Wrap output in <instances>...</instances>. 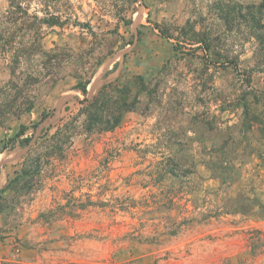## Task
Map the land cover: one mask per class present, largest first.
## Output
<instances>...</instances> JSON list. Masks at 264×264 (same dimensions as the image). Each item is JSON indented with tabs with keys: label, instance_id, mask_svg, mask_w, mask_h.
Here are the masks:
<instances>
[{
	"label": "rangeland",
	"instance_id": "374dc122",
	"mask_svg": "<svg viewBox=\"0 0 264 264\" xmlns=\"http://www.w3.org/2000/svg\"><path fill=\"white\" fill-rule=\"evenodd\" d=\"M19 1L65 21L41 44L74 61L30 111L0 122V264H264V0ZM7 9L0 0V17ZM9 61L0 53V85ZM87 77L95 91L72 89ZM110 81L138 91V108L111 129L77 122L63 156L42 155L74 97ZM55 107L29 144L41 181L28 193L16 172L29 146L7 141ZM70 197L96 204L39 217Z\"/></svg>",
	"mask_w": 264,
	"mask_h": 264
},
{
	"label": "trees",
	"instance_id": "16d2710c",
	"mask_svg": "<svg viewBox=\"0 0 264 264\" xmlns=\"http://www.w3.org/2000/svg\"><path fill=\"white\" fill-rule=\"evenodd\" d=\"M40 1L44 5L48 2L47 0ZM46 12L44 17H39L36 14L28 13L21 1L8 0L7 13L0 17V53L4 57L7 53L10 54V77L4 84L0 85V122L2 123L11 116L19 117L22 113L30 111L34 105L33 93L35 90L55 82L67 72V64L72 60L74 61L73 54L66 48L55 46L46 50L42 47L43 28L63 27L65 24V21H62L58 15ZM224 19L228 25L227 18ZM75 24L82 26L78 21ZM256 26L261 29L264 28L259 22L256 23ZM255 36L259 38L258 35ZM22 64L25 66H21ZM108 73L109 71H106L100 78L105 79ZM90 81L91 78L87 77L84 81L76 83L72 89L86 94ZM74 98L81 106L70 121L57 127L48 136L41 148V154L47 158L63 156L65 147L73 131L76 130L75 124L77 122H81L82 128L87 133L97 128L111 129L118 124L120 114L123 111L134 110L141 103L138 91H132L127 86H120L116 81L103 83L91 97L85 95L81 99L78 96ZM57 108L55 107L51 111H42L38 121L30 127L21 125L20 129L7 141L11 143L20 138L19 145L22 147L29 146L28 151L22 156L21 168L16 172V179L19 182H26L25 192L29 193L34 190L41 181L40 171L37 168L41 157L38 152L40 144L31 147L30 141L38 128H40L38 137H42L47 130L53 127L54 122L58 119L55 114ZM61 109L69 110V107L63 105ZM51 118L52 120H50ZM42 122H45L47 127H40ZM28 128L32 132L30 135L23 136ZM45 161L47 162V160ZM5 187L6 185H3L0 193ZM95 204V201L89 199L85 202H73L70 197L65 204L51 208L47 212L41 213L39 217L46 221H52L66 218L69 215L78 216L82 209ZM76 209L80 210L76 211Z\"/></svg>",
	"mask_w": 264,
	"mask_h": 264
},
{
	"label": "bare ground",
	"instance_id": "6f19581e",
	"mask_svg": "<svg viewBox=\"0 0 264 264\" xmlns=\"http://www.w3.org/2000/svg\"><path fill=\"white\" fill-rule=\"evenodd\" d=\"M96 84H97V82H91L89 84L90 90L95 91V89L97 88V85Z\"/></svg>",
	"mask_w": 264,
	"mask_h": 264
},
{
	"label": "crops",
	"instance_id": "0c3cea01",
	"mask_svg": "<svg viewBox=\"0 0 264 264\" xmlns=\"http://www.w3.org/2000/svg\"><path fill=\"white\" fill-rule=\"evenodd\" d=\"M22 147V146H21Z\"/></svg>",
	"mask_w": 264,
	"mask_h": 264
}]
</instances>
